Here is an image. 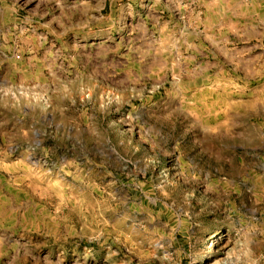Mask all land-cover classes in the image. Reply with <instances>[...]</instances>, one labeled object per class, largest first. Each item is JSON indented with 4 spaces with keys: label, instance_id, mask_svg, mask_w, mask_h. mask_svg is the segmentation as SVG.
I'll use <instances>...</instances> for the list:
<instances>
[{
    "label": "rangeland",
    "instance_id": "obj_1",
    "mask_svg": "<svg viewBox=\"0 0 264 264\" xmlns=\"http://www.w3.org/2000/svg\"><path fill=\"white\" fill-rule=\"evenodd\" d=\"M0 264H264V0H0Z\"/></svg>",
    "mask_w": 264,
    "mask_h": 264
}]
</instances>
